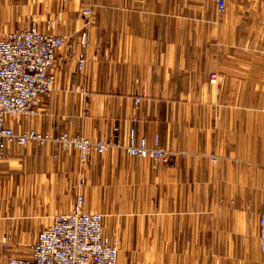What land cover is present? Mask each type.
<instances>
[{
	"label": "crops",
	"instance_id": "1",
	"mask_svg": "<svg viewBox=\"0 0 264 264\" xmlns=\"http://www.w3.org/2000/svg\"><path fill=\"white\" fill-rule=\"evenodd\" d=\"M21 11L73 51L58 53L38 114L7 124L91 140H110L117 126L120 146L81 162L50 145H8L0 264L70 211L77 187L84 210L103 215L117 264H264V0H226L220 15L211 0H0V26L20 28ZM83 31L86 62L72 76ZM131 130L136 140L158 135L177 160L153 170L128 155Z\"/></svg>",
	"mask_w": 264,
	"mask_h": 264
},
{
	"label": "built area",
	"instance_id": "2",
	"mask_svg": "<svg viewBox=\"0 0 264 264\" xmlns=\"http://www.w3.org/2000/svg\"><path fill=\"white\" fill-rule=\"evenodd\" d=\"M211 1L218 15L225 11L226 0ZM81 14L87 23L92 20L88 7ZM47 25L53 29L55 20L49 19ZM79 47L72 76L84 69L85 31L80 35ZM63 49L73 51L68 37L54 32L43 33L35 22L15 30H5L0 26V160L10 144L25 146L36 143L50 145L57 151H74L81 162L91 154H103L120 146L117 126L113 127L110 140H91L84 135L67 132L15 131L7 124L9 119L38 114L42 99L53 89L55 64L58 53ZM215 76L210 73L209 81L215 82ZM83 96L88 94L83 93ZM134 103L135 107L140 103L138 96H135ZM123 147L128 155L150 161L153 170L159 164H170L176 159L173 152L160 146L156 134L151 142L144 137L136 140L131 130ZM83 207L84 196L77 187L70 211L53 215L48 225L36 234L27 255L9 256L4 264H117L118 248L103 233V215L85 211ZM257 242L259 250L264 253V203L258 215ZM2 246L6 248V241H2Z\"/></svg>",
	"mask_w": 264,
	"mask_h": 264
},
{
	"label": "rangeland",
	"instance_id": "3",
	"mask_svg": "<svg viewBox=\"0 0 264 264\" xmlns=\"http://www.w3.org/2000/svg\"><path fill=\"white\" fill-rule=\"evenodd\" d=\"M22 12V14H21V18H20V28L21 27H24V26H26V25H29V24H32L33 22H35L33 19H31V18H28L26 15H25V12L24 11H21ZM35 23H37V22H35ZM47 23V22H46ZM57 23L54 25V28L55 27H57ZM48 26V25H47ZM51 29V28H50ZM113 129V128H112ZM166 150V149H165ZM166 151H169V150H166ZM170 152H173L174 154H175V156H176V159H175V161L177 160V157H178V154L179 153H177V152H174V151H170ZM174 161V162H175ZM30 246V245H29ZM27 248H28V246H27ZM26 252V254L25 255H27V252L28 251H25ZM25 255H19V256H25ZM16 256H18V255H16Z\"/></svg>",
	"mask_w": 264,
	"mask_h": 264
}]
</instances>
